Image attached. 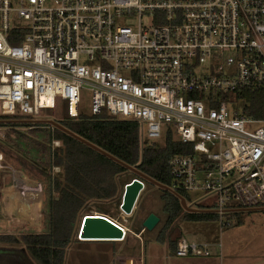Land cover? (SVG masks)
Wrapping results in <instances>:
<instances>
[{"label":"built area","instance_id":"obj_1","mask_svg":"<svg viewBox=\"0 0 264 264\" xmlns=\"http://www.w3.org/2000/svg\"><path fill=\"white\" fill-rule=\"evenodd\" d=\"M244 88L264 89V0H0L1 116L66 101L79 117L88 91L90 115L136 122L142 144L192 146L170 157V187L216 194L221 225L264 208V115L235 96ZM213 246L180 237L174 253Z\"/></svg>","mask_w":264,"mask_h":264},{"label":"trees","instance_id":"obj_2","mask_svg":"<svg viewBox=\"0 0 264 264\" xmlns=\"http://www.w3.org/2000/svg\"><path fill=\"white\" fill-rule=\"evenodd\" d=\"M235 96L246 101L251 113L264 115V89L244 88L238 90ZM53 110H59L61 116L57 120L76 134L168 186L173 183L170 157L175 153L194 151L189 144L171 136L166 139L165 145L150 141L142 144L136 122L118 120L106 110L99 115L70 116L66 101ZM20 124L0 123V126H9L10 129L9 134L0 140V152L30 168L41 178L44 219L40 228H32L19 236L13 232L0 233V264H66L68 249L77 240L75 227L80 212L88 210L95 202L96 210L104 214L101 205L118 194L120 176L126 173L138 175L51 124L25 122L21 125L31 127L27 132L18 129ZM54 140H60L61 145L53 146ZM56 165L62 167L59 175L53 171ZM159 189L168 215L160 240H169L174 251L178 239H168V235L178 218L194 221L219 218V214L213 211H185L176 194ZM177 191L189 200L186 190Z\"/></svg>","mask_w":264,"mask_h":264},{"label":"rangeland","instance_id":"obj_3","mask_svg":"<svg viewBox=\"0 0 264 264\" xmlns=\"http://www.w3.org/2000/svg\"><path fill=\"white\" fill-rule=\"evenodd\" d=\"M92 108V95L90 92L84 91L80 109L85 114L90 115ZM60 116L59 110H45L41 115L31 117H4L1 116L0 102V123L7 122L2 120H14L13 122L25 124L23 121L25 119L37 120L51 118L57 120ZM21 124L18 126L19 130L25 132L30 130V126ZM0 127L4 133V135H0V140H2L9 134L10 129L9 126L1 125ZM158 142L164 143V139H159ZM53 146H56L54 142ZM0 164V180H4V186L2 188L4 192L0 191V223L2 224L0 225V232L5 231L3 224L9 225L10 230L16 227V225L17 227H23L25 224L30 226L32 222L35 223V226H39L40 221H43L44 218L41 211L43 203L41 178L33 170L9 159L2 152H0ZM20 170L23 171L25 176L20 175ZM24 171L28 172L31 178ZM53 171L54 174L59 175L62 172V167L56 165ZM134 177L136 175L131 173L121 175L119 178L120 186L118 194L114 199L104 202L105 205H101L105 211L103 215L113 218L126 228V237L123 240L114 241L115 243L113 244L110 242L102 243L103 241H92L88 243L87 241H82L83 239L78 234L82 218L85 214L99 213L96 210V203L92 202L90 208L80 212L78 216L75 227L77 240L68 249L66 264H75V251L77 249L103 252L105 248H115L120 253L142 251L146 257L147 264H155L156 255L159 258L163 256L166 259V255L168 256L170 254L173 248L170 247L169 240H160L168 215L165 210L164 200L162 199V191L158 186L146 181L145 188L139 196L133 212L128 214L121 209L126 183ZM9 182L13 183L12 188L19 193L16 200L9 199L7 190L8 186H10ZM54 194L56 195L57 192ZM217 200L216 194L208 191L191 190L189 191V200L187 202L196 208H200L199 205L213 208ZM207 207L200 209H208ZM150 213H155L160 217L158 224L151 230L145 229L143 226V221ZM222 220L225 222V225H221L220 218L194 221L180 217L170 229L168 239L177 240L182 236L190 241L222 242V250L225 252L235 250L241 253L264 254V208H256L253 210L237 209L226 212ZM212 250L217 252L218 247H213ZM160 264H166V261H162Z\"/></svg>","mask_w":264,"mask_h":264},{"label":"water","instance_id":"obj_4","mask_svg":"<svg viewBox=\"0 0 264 264\" xmlns=\"http://www.w3.org/2000/svg\"><path fill=\"white\" fill-rule=\"evenodd\" d=\"M2 121H7L5 123H8V122H13L14 120H2ZM23 121L28 123L51 124L52 126L63 130L64 132L79 139L85 144L91 146L92 148L98 150L102 154L110 157L111 159L127 167L131 171L135 172L138 176L134 177L131 181L126 183L122 202H121V209L128 214H131L133 212V209L139 199V196L145 188V182H143L144 180L150 181L154 183L156 186L170 190L174 194H176L180 198L181 204L185 209V211L188 212L211 211L207 209L196 208L189 205L185 196L181 195L178 191L174 190L173 188H171L166 184L157 181L153 177L139 170L137 167L126 163L125 161L109 153L108 151L104 150L98 145L76 134L75 132H73L72 130L61 124L58 120L46 118V119H37V120L25 119ZM253 209L256 208H239V210H253ZM159 221H160L159 216H157L155 213H150L143 221V226L145 229L151 230L158 224ZM125 234H126V230H124L123 227L118 225L109 217L95 212V213L85 214L84 217L82 218L79 237L83 240H121L124 238Z\"/></svg>","mask_w":264,"mask_h":264},{"label":"crops","instance_id":"obj_5","mask_svg":"<svg viewBox=\"0 0 264 264\" xmlns=\"http://www.w3.org/2000/svg\"><path fill=\"white\" fill-rule=\"evenodd\" d=\"M20 175H24L22 171H20ZM9 185L10 186H8V189H7L9 199L16 200L19 193L17 190L12 188V185H13L12 182H9ZM3 186H4V180L3 181L0 180V191L4 192V190H2ZM42 191H43V188H42ZM42 206H43V203H42ZM41 211H42V208H41ZM42 215H43V212H42ZM42 223L43 221H40L39 226H35L34 222H32L30 226L25 224V226L23 227H20V226L17 227L16 225V227H13V228L10 227L11 230L9 229V225L7 226L3 224V226H5V231H2L0 233L13 232L17 236H19L23 232L31 230L32 228H37V227L40 228ZM81 223H82V220H81ZM81 223H80V226H81ZM0 225L2 224L0 223ZM80 226L78 229L79 233H80ZM124 229L126 230L125 227ZM126 233H127V230H126ZM82 241H87V243L92 242V241H103L102 243H108V242L112 243L118 240H82ZM198 242H208V241H198ZM213 247H218V246H213ZM116 259H122L124 264H147L146 257L143 255L142 251L131 252V253H120V252H117V249L115 248H111V249L105 248L103 249V252L84 251L82 249H77V251H75V264H114V261ZM162 261H166V264H264V254L241 253L235 250L225 252L222 250V247L221 249L218 247L217 252H215V250L214 251L212 250V254L207 257H195V256L179 257L174 253V250L173 251L171 250L170 254H168V256L166 255V259L163 256L159 258V256L156 255L155 264H160V262Z\"/></svg>","mask_w":264,"mask_h":264},{"label":"clouds","instance_id":"obj_6","mask_svg":"<svg viewBox=\"0 0 264 264\" xmlns=\"http://www.w3.org/2000/svg\"><path fill=\"white\" fill-rule=\"evenodd\" d=\"M126 235V234H125Z\"/></svg>","mask_w":264,"mask_h":264}]
</instances>
